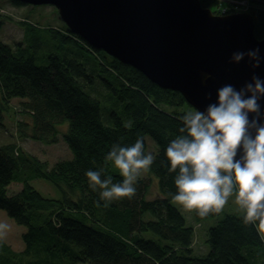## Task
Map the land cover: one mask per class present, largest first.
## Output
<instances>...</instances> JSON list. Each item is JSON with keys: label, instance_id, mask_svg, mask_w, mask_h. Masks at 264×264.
Here are the masks:
<instances>
[{"label": "trees", "instance_id": "16d2710c", "mask_svg": "<svg viewBox=\"0 0 264 264\" xmlns=\"http://www.w3.org/2000/svg\"><path fill=\"white\" fill-rule=\"evenodd\" d=\"M200 1L210 7L217 0ZM233 1L246 3L255 35L263 38L264 0H228ZM26 4L0 0V33L5 25L16 30L15 43L0 37V126L6 125L12 101L20 99L27 116L18 121L21 139L52 143L61 135L73 157L49 162L12 137L0 144V209L26 226L23 249L0 241V264H264V242L254 226L242 224L239 213L200 218L193 211L197 222L222 215L208 228L209 249L202 254L206 247H195L194 226L172 202L176 174L168 172L165 153L181 134L186 106L193 107L184 95L89 45L59 15L60 26H42L21 15L16 29L8 7L21 12ZM42 47L48 52L39 64L36 51ZM138 137L155 161L138 179L132 199L106 208L85 173L103 168V176L122 181L110 163L105 165V156L114 144L130 146ZM36 178L52 182L60 195L42 194L31 183ZM15 181L22 187L10 192Z\"/></svg>", "mask_w": 264, "mask_h": 264}, {"label": "water", "instance_id": "95a60500", "mask_svg": "<svg viewBox=\"0 0 264 264\" xmlns=\"http://www.w3.org/2000/svg\"><path fill=\"white\" fill-rule=\"evenodd\" d=\"M58 9L69 30L89 45L143 72L163 88L181 92L197 110L216 102L217 89L264 80V37L253 14H215L200 0H18ZM259 48L260 66L235 52ZM264 113V98L259 101ZM264 121V117H262Z\"/></svg>", "mask_w": 264, "mask_h": 264}, {"label": "clouds", "instance_id": "9594fccd", "mask_svg": "<svg viewBox=\"0 0 264 264\" xmlns=\"http://www.w3.org/2000/svg\"><path fill=\"white\" fill-rule=\"evenodd\" d=\"M245 56L253 68L260 66L259 48L235 52L231 59L239 63ZM217 97L203 111H186L180 117L181 134L168 143V172L176 174L172 202L181 212L195 211L206 218L221 214L234 197L242 224L254 226L264 242V113L259 103L264 98V80L253 75L240 89L226 84L217 89ZM125 127L131 128V122ZM154 161L151 152L145 153L144 138L138 137L130 146L114 144L105 156V165L110 163L122 181L103 176V168L85 175L107 208L123 198L132 199L138 179ZM9 229V224L0 222V241Z\"/></svg>", "mask_w": 264, "mask_h": 264}, {"label": "rangeland", "instance_id": "374dc122", "mask_svg": "<svg viewBox=\"0 0 264 264\" xmlns=\"http://www.w3.org/2000/svg\"><path fill=\"white\" fill-rule=\"evenodd\" d=\"M6 2V1H5ZM215 14H228V13H235V12H247L248 6L244 2H228V0H217L215 3L209 7ZM8 10L10 12H13L14 18H12L13 25L15 22L20 21L19 17H25L30 22H35L42 26H47V24L51 25H63V22L59 19L58 10L55 6L49 5V4H41V5H33V4H26L22 6L21 12L19 9H16L14 7L9 6ZM22 15V16H21ZM16 29H18L17 25H14ZM11 28L10 25H5L3 27L4 29H7L6 31H3L0 33V37L4 39H10L12 43L16 42V39H14V33L16 30H14L13 26ZM43 31V30H42ZM13 32V33H12ZM14 34V35H13ZM45 46V45H43ZM48 52L47 48L42 47L38 48L36 51L37 53V63L44 64L46 62L45 56ZM21 100L20 99H14L12 101V110L5 115L4 122L6 125L0 126V144L5 143L9 141L10 137L13 138V140H16L19 142V144L24 146L27 150L32 152L33 154H36L38 157H41L43 159L48 160L49 162H55L59 159H65L66 157L72 158L73 154L72 151L67 148V144L62 140L61 135H59V138L56 142L52 143H45L42 141H34V140H23L21 139V136L18 132V121L27 119V116H25L21 109ZM186 108L191 111H197L196 108L191 106H186ZM15 134V135H14ZM29 138V137H27ZM25 139V138H24ZM147 139L153 140L151 137H147ZM151 149L154 150V147L151 143ZM150 149V150H151ZM32 185H34L39 191H41L42 194L46 196H59L60 193L56 186L44 179V178H36L31 181ZM154 195L158 193L157 189V182L155 180L154 182ZM22 187L21 182L15 181L12 183L9 187L10 192H15L18 188L20 189ZM234 199L230 198L229 203L225 206V209L223 211L224 213H238L236 209V205L232 202ZM174 204V203H173ZM175 205V204H174ZM187 220V223L189 225H193L195 228L196 233V242L195 247L198 250H203L204 247H206L204 252L200 253H207L209 246L206 242L207 238V230L210 226L216 224L219 218L222 217H211L205 220H202L201 222H197L193 216V211L190 213L182 212ZM0 222H6L10 225V229L7 233L6 238L4 239L7 243L11 244L12 247L16 250H21L24 248V241L22 238L23 232L26 230L25 225L18 224L13 218H11L7 212L3 209H0ZM198 253V252H197ZM78 264H90V263H78Z\"/></svg>", "mask_w": 264, "mask_h": 264}]
</instances>
